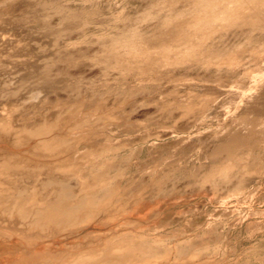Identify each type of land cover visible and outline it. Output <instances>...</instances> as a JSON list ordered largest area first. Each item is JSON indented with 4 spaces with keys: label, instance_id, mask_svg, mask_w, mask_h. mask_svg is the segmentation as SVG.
Here are the masks:
<instances>
[{
    "label": "rangeland",
    "instance_id": "obj_1",
    "mask_svg": "<svg viewBox=\"0 0 264 264\" xmlns=\"http://www.w3.org/2000/svg\"><path fill=\"white\" fill-rule=\"evenodd\" d=\"M170 1L0 0V126H12L0 127V168L14 155L21 165L12 171L15 180L11 171L0 173V186L7 195L14 189L10 196L19 190L29 207L36 193L39 205L52 196L49 178L74 203L99 196L102 172L112 187L100 193L103 203L92 217L65 229L50 224V232L34 231L32 218L20 220L10 203L0 205L6 211L0 208V263L11 259L14 245L58 256L93 253L101 262L106 243L117 247L124 239L158 251L136 264H264V8L259 26L239 19L245 23L234 20L239 26L222 31L216 24L222 28L202 50L215 49L213 60L184 62L172 54L144 69L117 66L113 57L128 49L115 41L130 32L146 40L174 32L166 27L174 11L194 10L198 0ZM44 125L53 132L29 136ZM51 138L63 146L55 140L53 151L43 149ZM124 249L113 256L134 253Z\"/></svg>",
    "mask_w": 264,
    "mask_h": 264
},
{
    "label": "bare ground",
    "instance_id": "obj_2",
    "mask_svg": "<svg viewBox=\"0 0 264 264\" xmlns=\"http://www.w3.org/2000/svg\"><path fill=\"white\" fill-rule=\"evenodd\" d=\"M164 1V0H163ZM171 1H174L175 2V0H171ZM170 1V2H171ZM181 1V0H180ZM179 1V2H180ZM183 1H185V0H183ZM190 1V0H189ZM194 1H197V0H194ZM193 1V2H194ZM166 2V1H165ZM168 2L169 1H167L166 2V5H171L170 3L168 4ZM178 2V1H177ZM176 2V4L178 5V4H180V3H177ZM172 3V2H171ZM183 3V2H182ZM189 3V2H188ZM196 3V8H195V6H193L194 4L191 2V4H193L192 6H193V8H194V10L193 9H191V10H189V11H184V10H187V9H183V11L182 10H180V11H182V14H181V12H177V14H176V12L174 11V13L176 14L175 16H174V13H173V18L172 19H166V18H169V16H166L165 17V19L166 20H168L169 22L168 23H166V21H165V19H164V21H165V23L168 25H166V27H172V28H174V30L176 31V30H181L180 31V33H179V31H177V33L178 34H176V35H174L175 34V31L174 32H172L171 31V27L170 28H166L165 26H163L164 24H162V25H160V27L162 26L163 28H166V29H170V30H168L167 31V33H165L164 32V29H163V34H161V36H157L158 38H153L152 40L150 39V40H146V39H149V38H147L146 36V38H144V37H142V34L140 35V36H138V35H135L133 32H134V30L132 31V30H129V31H132V35H131V32H130V34H128V35H131V36H128V35H126L125 36V34H124V36H123V41H122V38H120L122 35H120V41L121 42H119V40H117V41H115L117 44H118V46H119V44H120V47H121V45H122V47H125V48H127L128 50H125V51H128V52H126V54L129 56V58H127L126 56L127 55H125V53H124V55H120V53H119V55L117 54L116 56H114L113 57V59L117 62L116 64H117V66L119 65H122L123 64V66L124 65H126V63L128 64H130V65H133V64H141V65H136V68H137V66L138 67H140V69H144L143 68V64H145L144 66H146L147 64H146V62H150L149 64H151V63H153L154 61V59L155 58H157V60H160V59H158V57H160V58H162V59H164V61H165V59H167V60H169V59H171L172 57H171V55L173 54V58L172 59H174V55H176V57H177V59L178 58H181V60L182 59H185V60H183L184 62L187 60V59H194V61L196 62V61H199V59H201L200 61L201 62H203L204 60H206V59H204V58H209L210 60H213V56H212V58H211V55H212V52H215V49H214V51L212 50V52L210 53V50H208L209 52H205V51H207V50H205V51H202V50H204V49H206V48H204L205 46L204 45H208V44H205V42L206 41H208L207 39H209V37L210 36H212V34L213 35H216V33L218 32V30L220 31V29L223 31V29H227L228 27H229V25H231L230 23L232 22V21H234V20H239V19H242L241 21H244V20H247L248 21V19L250 20V19H252L251 20V22H247V21H245V22H241L240 20V22L241 23H245V24H242V25H247V23H251L252 25H253V23H252V21H255V22H257V21H259L260 22V19H262V16L260 17V15H261V11L260 10H262V8H264V0H202V1H200V0H198L197 2H195ZM228 3V4H227ZM156 4V3H155ZM158 4H159V2H158ZM153 5V4H152ZM157 5V4H156ZM155 5V6H156ZM160 5H162V4H160ZM159 5V6H160ZM165 5V4H164ZM164 5H162V6H164ZM175 4H173V6H174ZM188 5V4H187ZM190 5V4H189ZM221 5H224L222 8H221ZM191 6V5H190ZM189 6V7H190ZM219 6H220V8H219ZM156 7H158V6H156ZM166 7V8H165ZM172 8V6H169V8L168 9H170V11L171 10H175L176 8H175V6L173 7V8H175V9H171ZM176 7H178V6H176ZM258 7H259V9H258ZM159 8V7H158ZM161 8H163L162 10H164V8H165V11H166V9H167V6H164V7H161ZM188 8V7H187ZM179 8H177V10H178ZM158 10H160V9H158ZM161 10V11H162ZM176 10V11H177ZM161 11H160V13L159 14H162V13H164V11L161 13ZM262 11H264V9L262 10ZM84 13H85V11H83ZM172 12V11H171ZM261 12V13H260ZM83 13V14H84ZM168 13V12H167ZM170 13V12H169ZM264 13V12H263ZM74 14V13H73ZM166 14V13H165ZM70 15V14H69ZM77 15V14H76ZM78 15H80V14H78ZM158 15V14H157ZM169 15V14H168ZM170 15H172V13H170ZM264 15V14H263ZM71 16V15H70ZM162 16V15H161ZM161 16H160V18H161ZM165 16V15H164ZM72 17V16H71ZM74 17H77V16H74ZM79 17V16H78ZM158 18H159V16H157ZM174 17H176L175 19H174ZM247 17V18H246ZM68 18V17H67ZM70 18V17H69ZM171 18V17H170ZM244 18H246V19H244ZM72 19V18H71ZM161 20V19H160ZM221 22V23H220ZM223 22V23H222ZM227 22L229 23V24H227ZM261 22H262V20H261ZM225 23V24H224ZM216 24H220V26H222L221 28L220 27H218L219 25H217V27L219 28H217L216 27ZM222 24V25H221ZM223 24L226 26V25H228V26H223ZM234 24L236 25L237 23H236V21H235V23L233 22V25H231V26H234ZM238 24H240V23H238ZM237 24V25H238ZM255 24V23H254ZM260 25V23H258L257 22V26H259ZM236 25V26H237ZM240 26L241 28L243 27V26ZM250 25V24H249ZM157 26V25H156ZM230 26V27H231ZM239 26V25H238ZM256 26V25H255ZM256 26V27H257ZM254 27V26H253ZM161 28H159L160 30H161ZM218 29L217 31L215 30V29ZM262 28V27H261ZM158 29V28H157ZM225 29V30H226ZM253 29V28H252ZM257 29V28H256ZM264 29V28H263ZM160 30L158 31L159 33H160ZM213 30H215L216 31V33H213ZM258 30V29H257ZM125 31V30H124ZM128 31V32H129ZM155 31V30H154ZM166 31V30H165ZM169 31H171L173 34H171V33H168ZM123 32V31H122ZM127 32V33H128ZM137 32V31H136ZM262 32V31H261ZM126 33V32H125ZM126 33V34H127ZM140 33V32H139ZM158 33V34H159ZM212 33V34H211ZM157 33H155L154 35L153 34H151L152 36H154V37H156L155 35H156ZM145 35V34H144ZM150 36V35H149ZM148 36V37H149ZM152 36H151V38H152ZM114 37V36H113ZM113 39V38H112ZM115 39V38H114ZM210 39H211V37H210ZM209 39V41H211ZM214 42V41H213ZM213 42H211V43H213ZM114 43V42H113ZM212 44H210L209 46L211 47V49H213V48H215V47H213L214 46V43H213V46H211ZM206 47H208V46H206ZM116 48V46L114 47V49ZM204 48V49H203ZM219 48V47H218ZM217 48V50H219ZM111 49L113 50V48L111 47ZM120 49V48H119ZM122 49V48H121ZM207 49H209V48H207ZM224 49V48H223ZM111 50V51H112ZM216 50V51H217ZM114 51V50H113ZM117 51V50H116ZM220 51V50H219ZM224 51H225V49H224ZM107 52H109V51H107ZM119 52V51H118ZM218 52V51H217ZM221 52V51H220ZM220 52H218V53H220ZM218 53H214V54H217V55H219ZM222 53V52H221ZM228 53V52H227ZM109 54H111L110 52H109ZM113 54H114V52H113ZM224 56L225 55H227L226 54V51H225V54L224 53H222ZM220 55L221 57L223 56V55ZM216 55V56H217ZM215 56V55H214ZM215 56V57H216ZM223 56V57H224ZM107 57V56H106ZM171 57V58H170ZM218 57V56H217ZM221 57H219L220 59H221ZM222 57V59H223V61H227L228 60V62H229V60L230 59H228L227 57H229V56H227V57H225V58H227V59H225V58H223ZM109 58V57H108ZM112 58V57H111ZM110 58V59H111ZM202 58H203V61H202ZM176 59V58H175ZM196 59V60H195ZM216 59V58H215ZM214 59V60H215ZM218 59V58H217ZM217 59L215 60V61H217ZM219 59V60H220ZM225 59V60H224ZM208 60V59H207ZM163 61V60H162ZM173 61V60H172ZM177 61V60H176ZM190 61H193V60H190ZM199 61V62H200ZM156 62V61H155ZM174 62V61H173ZM125 63V64H124ZM166 63V62H165ZM170 63H171V61H170ZM190 63V62H189ZM226 63V62H225ZM181 64V63H180ZM228 64V63H227ZM129 65V66H130ZM155 65V64H154ZM128 66V65H127ZM128 66V67H129ZM147 67V66H146ZM207 67V66H206ZM148 73V72H147ZM144 76V75H143ZM148 76V75H147ZM151 77V76H150ZM58 123V122H57ZM6 124V125H5ZM4 125H3V123H2V125L3 126H0L1 127V129H2V131H5V132H9L10 131V128L12 127H10V124L9 123H5ZM9 124V125H8ZM81 124H83V123H81ZM1 125V124H0ZM80 125V124H79ZM56 126V125H55ZM43 127V126H42ZM80 127H81V125H80ZM52 128H54V127H52V125L51 126H49V125H44V127L43 128H41V129H39V130H35L34 129V131L33 132H30L29 131V136L30 135H34V136H36V135H42V134H47V135H49L50 133H52L53 131H51V130H54V129H52ZM1 129H0V131H1ZM13 132V131H12ZM32 133V134H31ZM49 133V134H48ZM11 134H13V133H11ZM5 135H6V133H5ZM43 136H45V135H43ZM3 137H5V136H3ZM2 137V138H3ZM31 137V136H30ZM38 137V136H37ZM7 138V137H6ZM33 138V137H32ZM38 139V138H37ZM42 139V138H41ZM52 140H47V139H44L45 141V143H43V141L41 142V141H39V143L41 142V144L43 143L45 146H44V148L43 149H45V150H47V147L50 149H48V151H53L54 150V148H53V141H57V139H54L53 140V138H51ZM235 139V138H234ZM241 140H240V142H242V144H244L243 143V139L242 138H240ZM7 139H5V141H6ZM237 140L239 141V139H236V140H234V142H237ZM243 140V141H242ZM247 140V139H246ZM252 139H249L247 142H245V143H248V142H250ZM52 141V143H50ZM17 143H19V141H17ZM16 143V144H17ZM57 143H59V144H61V146H63L62 144H64L63 142H59V141H57ZM57 143H55L56 144V146L58 147V146H60V145H57ZM232 143H233V140H232ZM54 144V145H55ZM234 144V143H233ZM38 145V144H37ZM40 145V144H39ZM235 145V144H234ZM236 145H238V142H237V144ZM239 145H241L240 143H239ZM249 145V144H248ZM251 145V144H250ZM17 147V146H16ZM42 147V146H41ZM51 148H53V150H51ZM64 149H65V145H64ZM224 150L226 149L225 147L223 148ZM223 149H222V151H223ZM232 149V148H231ZM65 150H67V148L65 149ZM69 150V149H68ZM226 150H229V147H227V149ZM225 150V151H226ZM233 150V149H232ZM224 152V151H223ZM222 152V153H223ZM227 152V151H226ZM229 152H231V150H229ZM26 153V152H25ZM19 154V153H18ZM227 154H228V152H227ZM229 154H231V153H229ZM15 157H16V155H14ZM15 157H12L13 159H17V161H18V155H17V157L15 158ZM7 158V157H6ZM8 160H9V158H7ZM13 159H11L10 161H5V163L7 162V164H5L4 162V166L2 167V169L0 168V173L2 174V173H4V174H9V172L11 171H13L15 168H16V166H17V161H15L16 162V164H14L15 162H14V160ZM53 159V158H52ZM230 159V158H229ZM233 159V158H232ZM13 160V161H12ZM20 160V159H19ZM11 161L13 162V163H11ZM21 161V160H20ZM232 162V161H231ZM19 163V162H18ZM23 164V163H22ZM233 164V163H232ZM228 165V164H227ZM20 166V167H19ZM28 166V165H27ZM31 166V165H30ZM23 167V166H22ZM223 167H225V166H223ZM229 167H230V164H229ZM232 167V166H231ZM18 170L21 168V165H18ZM17 168L15 169L16 171H17ZM221 168V167H220ZM36 169V168H35ZM105 168H103V170H104ZM107 169H108V167H107ZM233 169V168H232ZM14 170V171H15ZM23 170V169H22ZM26 170V169H25ZM28 170V169H27ZM34 170V169H33ZM37 170H38V168H37ZM106 170V169H105ZM104 170V171H105ZM218 170V169H217ZM222 170V172H223V175H224V173H226L227 172V170H226V172H224L223 171V169H221ZM225 170V169H224ZM24 171V170H23ZM32 171V170H31ZM46 171H48V170H46ZM26 172V171H25ZM34 172H35V170L32 172L33 173V175H34ZM13 173V172H12ZM16 173V172H15ZM27 173V172H26ZM26 173H24V174H26ZM31 173V172H30ZM101 173V172H100ZM214 173V172H213ZM212 173V174H213ZM216 174H217V172H215ZM213 174V175H216V174ZM4 174H3V177H5L4 176ZM20 174V173H19ZM45 174H47V172L45 173ZM51 174V173H50ZM219 174H221V173H219ZM218 174V175H219ZM13 175H14V173L12 174V176H11V178H13V180H15L16 178H18V177H16V178H14L13 177ZM27 175V178L28 177H31L30 175H28V173L26 174ZM32 175V176H33ZM48 175H49V173H48ZM54 175H56L55 173L53 174V176ZM222 175V174H221ZM9 176V175H8ZM8 176H6V178L8 177ZM18 176H21V175H18ZM47 176V175H46ZM57 176V175H56ZM208 176H210V175H208ZM2 177V178H3ZM10 177V176H9ZM22 177H23V175H22ZM25 177V176H24ZM51 177V176H50ZM97 177V176H96ZM211 177V176H210ZM226 177H228V176H226ZM6 178H4L6 181H8V179H6ZM9 179L10 180V182L11 181H13L12 179ZM97 178H99L100 179V181L99 182H101L102 183V185H103V187H101V189H102V191L101 192H99L97 195H99V196H95V197H93V198H91V199H88V200H83L82 199V201H80V202H78V203H74V202H72L71 200H70V196L68 195V193H67V191L66 190H55L56 188H54L52 185H50V184H48L49 182H51V181H53V178L52 179H50L49 178V180H51V181H49L48 183H47V185L45 186V190H47L49 193V195H52L51 197H53V198H51L50 196H48V197H50V198H48V197H46L47 199H45V200H42L43 202L45 201V203L44 204H42V205H39V200L38 199H36L37 197H36V195H37V193L34 195V197H32V199L33 200H35V202H32L33 200H31V199H29L31 202V204L33 205L32 207H31V205H30V207L29 206H27L28 204L26 203V201L24 202V200L25 199H27V198H24L23 199V197L24 196H21V195H19V190H17V192L15 191V193H17V195H13V196H15V198L13 199V196H10L11 194H13L14 193V189H13V193H11L9 196L12 198H10L9 199V197H7L8 195H7V192H6V187H1L0 186V205H8L9 206V203L12 205V208H14L15 210H17V214L19 215V217H18V219H20L21 220V218H22V220H26V222H28V221H31V219L29 220V218H32V222H31V226H33V227H35V230L34 231H38L39 229H42V230H44V228L46 227H49L48 225H53V223H56L57 225H59V227L62 225V227L63 226H65V225H67V224H73V223H77V221L79 222V220L80 219H83V217L85 216V215H89V216H91L92 214H93V212H95V211H97L98 209H99V205H100V203H101V201H102V196L101 195H103V194H109V192H111V190H112V187H110V185H109V180L107 179V177H106V173L105 172H102L100 175H99V177H97ZM193 178V177H192ZM33 179V178H32ZM31 179V180H32ZM208 179V178H207ZM19 179H17V183L16 182H14V184L16 183V184H18V181ZM21 180V179H20ZM23 180H24V178H23ZM0 181H2V180H0ZM4 181V180H3ZM9 181H8V183H10ZM12 182V183H13ZM21 182H23V181H21ZM26 182V181H25ZM2 183V182H1ZM12 183H10L11 185H12ZM20 183V182H19ZM101 185V186H102ZM4 186V185H3ZM6 186H7V184H6ZM9 186V185H8ZM13 187L15 186V185H12ZM11 186V187H12ZM12 187V188H13ZM5 188V189H4ZM8 188V187H7ZM9 188H10V186H9ZM12 188H11V190H12ZM54 189V190H53ZM11 191H9V193H10ZM100 193H101V195H100ZM47 194V195H48ZM53 194H56V195H53ZM73 199V198H72ZM36 200H38V201H36ZM81 200V199H80ZM41 201V200H40ZM74 201H76V200H74ZM27 202H29V201H27ZM29 203V204H30ZM103 203V202H102ZM102 203H101V205H102ZM10 205V206H11ZM100 205V206H101ZM37 206H39V207H37ZM7 207V206H6ZM37 207V208H36ZM0 208H2V212L4 211V209H3V207H1L0 206ZM11 208V209H12ZM98 208V209H97ZM10 209V208H9ZM0 211H1V209H0ZM6 211H4L3 213H5ZM11 213H12V215L13 214H15V213H13L12 211H11ZM16 214V215H17ZM95 214V213H94ZM2 215V214H1ZM7 215V214H6ZM11 215V216H12ZM7 217V216H6ZM86 217V216H85ZM92 217V216H91ZM86 218H88V217H86ZM86 218L84 219V220H86ZM89 219V218H88ZM28 223H30V222H28ZM67 223V224H66ZM26 223H24V225H25ZM16 225V224H15ZM28 225V224H27ZM56 225V226H57ZM77 225V224H76ZM76 225L74 224L73 226H75L76 227ZM55 226V227H56ZM67 226H71V225H67ZM67 226H65L64 227V229L67 227ZM78 226V225H77ZM19 227V226H18ZM55 227L53 228V229H55ZM61 227V228H62ZM72 227V226H71ZM58 228V227H57ZM56 228V229H57ZM69 228V227H68ZM80 228H81V226H80ZM37 229V230H36ZM51 229H52V226H51ZM55 229V230H56ZM63 229V228H62ZM61 229V230H62ZM77 229V228H76ZM46 230V229H45ZM49 232H50V227H49V230H48ZM39 232V231H38ZM40 232H42V231H40ZM57 232H63V231H60V229H59V231H57ZM70 232V231H69ZM77 232H78V230H77ZM45 233H47V232H45ZM51 233H52V231H51ZM56 233V232H55ZM72 233V232H71ZM5 234V233H4ZM23 234V233H22ZM35 234H37V233H35ZM40 234V233H39ZM44 234V232L42 233V235ZM48 234V233H47ZM56 234H58V233H56ZM73 234V233H72ZM41 234H40V236H42ZM75 235H77V234H75ZM117 235V234H116ZM24 236V235H23ZM45 236V235H44ZM53 236V235H52ZM66 236H68V234L66 235ZM6 237V236H5ZM30 237V239H28V240H30L28 243L30 244L31 243V236H28V238ZM37 237H38V235H37ZM46 237V236H45ZM48 237V236H47ZM59 237V236H58ZM120 237V236H119ZM23 238V237H22ZM36 238V237H35ZM103 238V237H102ZM123 238V237H122ZM24 239H26V238H24ZM24 239L22 240L25 244H26V247H29L30 248V246H28L27 244L28 243H26L28 240L26 239V241H24ZM40 239V238H39ZM126 239V238H125ZM35 240H37V239H35ZM41 240H42V237H41ZM53 240V239H52ZM119 240V239H118ZM123 240V242L121 243L120 241V243H121V245H119L120 243L118 242V241H116V242H118V245H117V247H116V245H114V243L112 244L111 242V244L109 243V244H107L106 243V245L104 246L105 248L103 249V250H106V252H105V260H102L101 259V262L99 261V259L96 261V260H94V258H95V256L93 255V253H90V254H88V255H80V254H75L74 252H72V253H74V254H71V255H64V256H58V255H55V254H53V253H51V252H49L48 251V249L46 250V248L45 249H43L42 247L43 246H40V248H42L41 250H37V249H39V248H37V246H35L36 248H34V250L33 249H28V248H25L24 246V248H22V245H18V246H15L14 245V247L10 250L11 252H13L12 253V257H11V259H9V260H7V261H5V263L4 264H98V261H99V263H101V264H103V263H105V264H136V260H137V263H138V259L139 258H144V259H146L147 260V258H154V257H157V256H159L158 255V251L156 250H154V249H152V247L150 246L151 244L150 243H146V242H141L140 240V242H138L137 243V241H136V243H134V241H132L131 239V241L132 242H124V241H126V240H124V239H122ZM129 240V239H128ZM109 241V240H108ZM33 242H36V241H33ZM47 242V241H46ZM22 243V242H21ZM23 243V245H25ZM38 243V242H37ZM54 243V242H53ZM126 243V244H125ZM127 243H128V245H127ZM117 244V243H116ZM148 244H150V245H148ZM32 245V247H33V244H31ZM35 245V244H34ZM41 245H43V244H41ZM114 245V246H113ZM46 246H48V245H46ZM107 246V247H106ZM119 246V247H118ZM45 247V246H44ZM22 248V249H21ZM119 248L120 249H123V248H125L124 250H126V249H128V250H130V249H132V250H134V253L133 254H131L130 255V253H132V252H130V253H128V256H123L124 255V253H123V255H122V257L120 256L119 258H116V257H114L113 256V253H114V250H119ZM36 249V250H35ZM5 250V249H4ZM131 250V251H132ZM6 251V250H5ZM51 251V250H50ZM113 251V252H112ZM120 251V250H119ZM135 251L137 252V254L135 253ZM9 253V252H8ZM117 254V253H116ZM126 255H127V253H126ZM118 256V255H117ZM149 256H151V257H149ZM71 258H73V259H71ZM6 259V258H5ZM72 261H71V260ZM96 259V258H95ZM143 259V260H144ZM0 261H4V260H0ZM95 261V262H94ZM103 261H105V262H103ZM97 262V263H96ZM0 264H3V263H0Z\"/></svg>",
    "mask_w": 264,
    "mask_h": 264
}]
</instances>
